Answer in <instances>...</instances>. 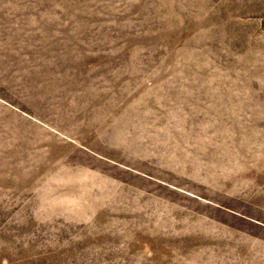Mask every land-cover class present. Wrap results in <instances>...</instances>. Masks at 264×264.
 <instances>
[{"label": "rangeland", "instance_id": "obj_1", "mask_svg": "<svg viewBox=\"0 0 264 264\" xmlns=\"http://www.w3.org/2000/svg\"><path fill=\"white\" fill-rule=\"evenodd\" d=\"M0 264H264V0H0Z\"/></svg>", "mask_w": 264, "mask_h": 264}]
</instances>
